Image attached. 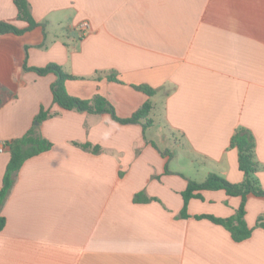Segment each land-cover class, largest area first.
<instances>
[{
  "label": "crops",
  "instance_id": "0c3cea01",
  "mask_svg": "<svg viewBox=\"0 0 264 264\" xmlns=\"http://www.w3.org/2000/svg\"><path fill=\"white\" fill-rule=\"evenodd\" d=\"M28 1L40 26L0 40V189L11 158L2 145L29 132L42 109L55 114L37 124L53 147L24 163L0 210V264H264V198L248 197L253 233L241 242L196 219L230 218L240 197L205 191L180 217L189 180H244L230 147L240 128L254 135L264 189V0ZM0 21L28 27L14 0H0ZM82 22L91 26L84 38ZM25 62L60 65L78 77L66 81L71 96L101 95L120 118L151 100L163 120L151 135L155 124L64 110L57 77ZM142 193L151 200L135 202Z\"/></svg>",
  "mask_w": 264,
  "mask_h": 264
},
{
  "label": "trees",
  "instance_id": "16d2710c",
  "mask_svg": "<svg viewBox=\"0 0 264 264\" xmlns=\"http://www.w3.org/2000/svg\"><path fill=\"white\" fill-rule=\"evenodd\" d=\"M14 3L18 9V20L28 23V27L21 29L13 23L0 21V40L3 36L10 34L22 36L40 26L32 16L28 0H14ZM24 69L26 71L35 72L39 76L54 74L57 77V81L52 85L51 89L54 103L64 110L86 112L90 114H108L117 123L122 125L139 124L142 125L144 130L153 127L155 124L154 119L150 117L155 109L151 100H148L131 117L120 118L113 104L101 95H96L90 100L71 96L66 89V81L75 80L78 79V77L66 73L60 65L51 63L46 67L36 68L29 67L27 62H25ZM109 80L119 82L114 76H109ZM134 88L150 98L158 93V90L152 89L146 85L134 86ZM6 102V98L0 95V109L5 106ZM54 115L52 111L42 109L36 118V122L41 124ZM6 145L10 148L11 158L0 189V210L5 205L15 184L16 177L24 163L33 157L50 151L53 147L50 141L38 134L37 125L32 127L23 137L6 142ZM230 147L238 150V164L239 169L244 174V180L241 183L235 184L217 174H210L202 183L189 180L186 190L182 193L184 207L180 217L184 219L189 217V202L193 199L202 200L203 192L205 191H225L230 197H240L242 202L234 216L222 219L212 215H200L196 216V219H208L215 224L226 227L232 234V238L236 242H241L249 239L253 233V230L248 227L245 220L248 197L253 195L264 198V189L259 185L256 179V174L261 169V164L256 158V141L252 132L245 128L237 130L231 139ZM84 148H89V145H85ZM94 151L98 152L99 149L96 148ZM134 200L135 202H145L151 199L142 193L137 195ZM258 224L264 227L262 220H260ZM5 227L6 218L0 214V232L3 231Z\"/></svg>",
  "mask_w": 264,
  "mask_h": 264
},
{
  "label": "rangeland",
  "instance_id": "374dc122",
  "mask_svg": "<svg viewBox=\"0 0 264 264\" xmlns=\"http://www.w3.org/2000/svg\"><path fill=\"white\" fill-rule=\"evenodd\" d=\"M150 117L152 119H154V121H155V126L153 128L151 127L152 128L151 129V135H152V133H155V131L157 130L160 122L163 120V117H162V113L160 111H156V110H153V112L151 113V116ZM37 124H38V122L35 121L34 126H36ZM160 144L163 145L162 143H160ZM169 152H170V155L171 156L175 157V159H174L175 162H179L180 161V158L179 157H182L181 156L182 154L177 153L172 148H170Z\"/></svg>",
  "mask_w": 264,
  "mask_h": 264
},
{
  "label": "built area",
  "instance_id": "2783aa9c",
  "mask_svg": "<svg viewBox=\"0 0 264 264\" xmlns=\"http://www.w3.org/2000/svg\"><path fill=\"white\" fill-rule=\"evenodd\" d=\"M78 31L80 33V37L84 38L90 31H91V26L89 24V22H82L79 26H78ZM8 146L6 145V143H4L2 145L1 151H3L5 148H7Z\"/></svg>",
  "mask_w": 264,
  "mask_h": 264
}]
</instances>
